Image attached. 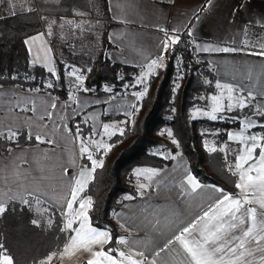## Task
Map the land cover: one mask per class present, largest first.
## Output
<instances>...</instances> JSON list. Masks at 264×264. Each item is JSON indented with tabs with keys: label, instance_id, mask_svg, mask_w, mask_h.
<instances>
[{
	"label": "crops",
	"instance_id": "1",
	"mask_svg": "<svg viewBox=\"0 0 264 264\" xmlns=\"http://www.w3.org/2000/svg\"><path fill=\"white\" fill-rule=\"evenodd\" d=\"M107 4L112 22L108 39L113 45L108 57L112 62L140 68L131 85L137 86L135 89L118 95L107 91L112 86L104 84L101 92L90 89L83 91L90 62L101 49L103 20L97 18L45 17L42 29L25 38L31 64L40 65L48 71L50 68L55 69L56 59L64 62L68 88L66 99H58L48 92L0 84V133L10 134L9 130L26 129L48 142L46 145L15 147L8 154L0 155V201L7 204L9 201L21 202V199H26L30 203L39 201L49 204L61 212L63 229L66 220L71 218V215L66 217L64 214L67 200L71 198V186L82 178L85 189L93 175L86 154L82 159L81 140L87 143L93 159L100 163L111 146L109 139L112 133H121L126 124L132 121L134 108L145 95L151 75L158 69L155 68L149 74L147 65L158 57L163 58L164 49L161 45L167 36L182 33L191 22L189 37L195 52L212 69L216 86L217 82L231 85L234 93L242 94L243 97L251 92L256 109L264 105V56L253 54L262 50L256 44L264 32V0H107ZM33 7L34 0H0V16L28 11ZM33 37L39 39L33 40ZM197 46L212 50L198 51ZM218 48L235 51L214 50ZM73 68L79 70L77 75L82 74V82L77 81L76 76L68 75ZM141 73L147 77L143 85L137 84ZM51 81L48 79L46 86L51 85ZM81 83L82 87L78 90L76 85ZM137 92H144V95L137 98ZM53 102L57 103V107L51 106ZM75 117H78L75 126L80 123L91 128L85 135L79 132L78 139L70 129ZM253 123L257 126L264 124ZM104 125L109 126L107 133ZM241 127L229 129L226 141H229L228 132L239 133ZM251 129H245V135L260 134ZM99 139L100 144L107 146V150L101 149L95 154L91 148H98ZM207 142L215 145L211 149L206 147L210 151L223 148L225 154L230 152L224 142L217 144L213 135L205 139V145ZM229 142L241 147L239 141ZM159 154H162L161 151ZM162 156H175V159L172 158V162L164 168L141 166L133 170L134 185L141 194L137 198L125 199L114 213V221L120 232L117 241L121 237L126 241L124 244L117 243V252H143L147 256V264H153L154 260L157 264H187L179 245H169L160 256H156V253L174 233L179 234L177 229L187 226L220 197L219 192L212 190L219 187L202 183L195 177L202 187L196 192H186V176L192 175L186 157L181 152L170 151ZM234 164L235 160L229 161L232 171H235ZM143 169H156L158 174L150 179L137 176L136 170ZM82 170L85 173L83 177L80 176ZM236 174L239 183V174ZM141 183L146 185L144 189H139ZM83 191L77 199L91 200ZM241 195L242 190L237 188L236 194L232 196ZM248 195L251 197L252 193ZM10 197L16 199L10 200ZM251 206L259 207L255 203ZM78 208L79 203H74L73 210ZM88 223L91 224L90 216ZM74 227H79V224H74ZM65 232L69 233L65 243L57 253L50 255L52 259L47 264H87L92 254L100 250V245H93L91 250L72 246L65 252L66 246L70 244V236L75 235L74 232ZM252 247L255 248V244ZM261 255L264 253L256 252L254 258L259 260Z\"/></svg>",
	"mask_w": 264,
	"mask_h": 264
},
{
	"label": "trees",
	"instance_id": "2",
	"mask_svg": "<svg viewBox=\"0 0 264 264\" xmlns=\"http://www.w3.org/2000/svg\"><path fill=\"white\" fill-rule=\"evenodd\" d=\"M45 17L103 20L101 49L90 62L85 87L94 88L98 93L107 84L112 86L111 92L118 95L137 87L131 85L140 68L112 62L108 57L113 45L108 39L112 22L107 0H34V7L28 11L0 16L1 85L48 92L62 100L68 97L63 61L56 59L55 75L30 62L25 38L42 29ZM190 24L182 33L175 35L180 37L177 44L164 49V66L151 75L145 95L134 108L132 121L126 124L122 134L110 137L111 146L103 155V164L93 171L83 191L84 195L91 197V224L111 234L112 239L104 245V250L111 248L114 255L120 235L114 213L125 201V195L137 198L141 194L134 185V168H164L172 162L171 157L159 154L160 150L181 152L198 181L215 185L229 195L237 192L238 176L228 164L234 160L238 144L226 141V132L239 128L240 120L226 117L217 120L190 118L189 115L190 109L200 102V97L213 91L215 80L208 62L195 52L188 34ZM205 78L208 79L207 83ZM48 79L52 80L51 87L46 86ZM74 120H78V117ZM78 126L83 135L91 131L88 125L79 123ZM251 130L264 134V129L259 125ZM169 131L171 136L168 135ZM15 132L17 136L14 140L6 138L10 134L0 135V155L8 154L15 147L48 144L45 140H36V136L26 129ZM212 135L217 144L224 142L227 149L233 147L234 153L228 155L224 150H208L205 139ZM41 204L46 208L42 217L37 215L32 205L29 207L19 201H9L7 211L0 215V243H5L9 248L15 264L46 261L47 257L60 250L68 237L69 233L62 231L61 212L49 204ZM34 219L39 221L37 225L32 223Z\"/></svg>",
	"mask_w": 264,
	"mask_h": 264
},
{
	"label": "snow or ice",
	"instance_id": "3",
	"mask_svg": "<svg viewBox=\"0 0 264 264\" xmlns=\"http://www.w3.org/2000/svg\"><path fill=\"white\" fill-rule=\"evenodd\" d=\"M189 35H191V32H189ZM32 39L36 40L39 37H33ZM179 40V36L169 35L161 47L168 49L170 45L177 44ZM25 43L27 44L28 41H25ZM197 50L210 51L212 49H200L197 46ZM214 50L222 52L235 51V49L229 48ZM253 54L264 56V49ZM163 66V58L158 57V59L152 60L147 65L148 73L151 74L155 68ZM48 71L55 75L54 69L50 68ZM78 71V69L73 68L68 75L76 76V80L82 82L83 76L82 74L77 75ZM146 78V75L141 73L137 78V84L143 85ZM48 86L51 87L52 85ZM76 87L79 90L82 87V83L77 84ZM217 88L221 89V95H213L209 98L212 101L210 111L196 109L193 113V118L202 112L204 116L211 120L223 119V115L218 116L217 114H222L225 111L232 112L234 108L245 109L249 107L251 92L248 93L247 97L237 96L233 99L234 89L231 85H221L217 82ZM106 90L111 91L110 88ZM225 90L228 92V102L226 104L223 101V92ZM83 91H89V89L83 88ZM135 95L139 98L144 95V92H137ZM69 98L71 99L72 97L70 96ZM51 106L55 108L57 103L53 102ZM261 109H264V105H260L254 114L264 120V110ZM48 115L51 116V113H48ZM240 123L242 125L241 131L239 133L228 132L227 137L229 141H239L241 145L237 149L238 154H234V174H239L240 182L236 184V187L242 190L243 195L233 197L226 194L223 189L214 187L212 190L219 192L220 197L211 202L205 210H202V214L197 215L187 226H181V228L177 229L179 234L174 233L171 238L167 239L160 252L156 253V256H160L169 245L176 244L182 249L187 264H264V255H261L259 260L254 258L256 252L264 253V247H261V245H264V134L245 135V129L257 126L249 117H245ZM108 127V125H104L105 133H107ZM259 127L264 129V124L259 125ZM9 131L10 135L6 138L14 140L17 133ZM77 133H79V128H77ZM0 135H3V133H0ZM112 135H115V133H112ZM168 135H172L171 131L168 132ZM35 139L40 141L42 137L37 135ZM172 142L176 143L175 140ZM92 143H95V141ZM101 149L107 150V146L100 144L97 150ZM217 150L223 151L224 149H212V151ZM80 151L82 154H86L87 160L91 162L93 171L102 166L103 162L98 163L96 159H93L87 143L83 140H81ZM172 158L175 159V156ZM84 174L82 170L80 176L83 177ZM157 174L156 169L136 170L137 176H147L149 179ZM84 187L85 181L81 178L77 179L70 189L71 198L67 200V211L64 214L66 217L71 215V218L66 220L62 231L74 232L75 235L70 236V244L66 246L65 252L72 246L91 250L93 245H100V250L92 254V258L87 260V264H147V256L143 252L130 251L126 253L119 251L116 255H113L111 248L104 251L103 246L108 244L112 237L107 230L98 229L88 223V209L92 207L91 200L77 199L78 194L83 191ZM145 187L146 185L143 183L139 185V189H144ZM184 187L186 192L189 190L190 192H196L202 186L195 177L188 174ZM249 192L252 193L251 197L248 195ZM29 196H31V193H29ZM124 198L131 199L132 197L125 196ZM9 199L14 200L16 198L10 197ZM21 203L31 206L30 200L21 199ZM74 203H79L77 210H73ZM254 203L259 207H252L251 205ZM6 211L7 204L0 201V215ZM32 223L37 225L39 221L34 219ZM76 223L79 224V227H74ZM117 243L124 244L126 241L121 237ZM253 244H255V248L252 247ZM250 257H253V259H249ZM51 259L52 257L49 256L46 261H39L36 264H47V261ZM0 264H15V258L10 254V250L5 243H0ZM153 264H157V262L154 260Z\"/></svg>",
	"mask_w": 264,
	"mask_h": 264
},
{
	"label": "rangeland",
	"instance_id": "4",
	"mask_svg": "<svg viewBox=\"0 0 264 264\" xmlns=\"http://www.w3.org/2000/svg\"><path fill=\"white\" fill-rule=\"evenodd\" d=\"M259 38H261V40H259L256 45L258 46V48L264 49V32H262V34H261V36ZM205 81H208V79L205 78ZM218 89L219 88H217L216 82L214 80L213 81V91L209 92L206 95H202L200 97V102L197 103L196 105H194L189 111L190 118H193V113H194V111L196 109H201L202 111H210L211 105H212V101L209 98L211 96H213V95L220 96L221 95V91H220L221 89L220 90H218ZM237 96H242V94L233 93V99H235V97H237ZM245 97H247V96H245ZM223 101H224L225 104L228 102V92H223ZM256 110L257 109H256V106L254 105V99L250 98L249 107H247L245 109L234 108L232 112L225 111L224 113H222V114L218 113L217 115L218 116L223 115L224 118L226 117V118H233V119H245V117H249V118L252 119V121L264 123V120L260 121L259 120V116L254 114L256 112ZM196 117H207V116H204L202 114V112H201V113L197 114ZM77 128H78L77 123H76V126L75 125L74 126L73 125L70 126L71 132H72V134L74 135V137L76 139H78L80 137V135L77 133ZM216 131L217 130H215L213 132H216ZM99 138H100V136H99ZM98 144L100 145V139L98 140ZM37 145H39V144H37ZM213 146H215V145L211 144L210 142H207V148L208 149H211ZM95 147H93L91 149H93L94 153L97 154L98 150ZM218 147H220V146H218ZM228 149L230 151L228 153L229 155L234 153V148L233 147L232 148H228ZM160 151L162 153L161 155H164L167 152V150H160ZM83 156L85 157V154L82 155V159H84ZM30 204L32 205V208L35 210V212L37 213V215L39 217H42V216L45 215L46 208L39 201H34V202L30 203Z\"/></svg>",
	"mask_w": 264,
	"mask_h": 264
},
{
	"label": "built area",
	"instance_id": "5",
	"mask_svg": "<svg viewBox=\"0 0 264 264\" xmlns=\"http://www.w3.org/2000/svg\"><path fill=\"white\" fill-rule=\"evenodd\" d=\"M90 90H91V91H94L93 88H90ZM74 122H75V120L73 119V121H72L73 126L75 125Z\"/></svg>",
	"mask_w": 264,
	"mask_h": 264
}]
</instances>
